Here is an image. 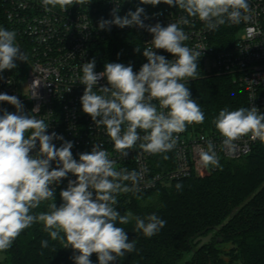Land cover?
<instances>
[{
  "label": "clouds",
  "instance_id": "9594fccd",
  "mask_svg": "<svg viewBox=\"0 0 264 264\" xmlns=\"http://www.w3.org/2000/svg\"><path fill=\"white\" fill-rule=\"evenodd\" d=\"M161 2L178 6L186 15L167 26L159 22L148 25L144 23L148 17L143 7L129 10L124 16L118 14L117 7L111 20L99 22L101 30L110 31L112 25L121 29L138 27L152 35L142 53L147 62L138 72L131 64L105 63L104 70L97 73L93 59L82 64V76L78 77L85 86L80 98L82 111L96 127L103 126L120 158L127 157L129 149L137 148L149 155L168 153L177 146L176 134L205 120L187 83L198 78V61L207 48L185 44L189 36L183 26L191 24L189 18H198L208 31L252 20L249 0H140L141 4L153 6ZM85 3L87 0H42L45 11ZM248 32L251 34L253 29ZM16 36L14 30L0 27V73L15 69L16 60L27 61L16 44ZM156 49L165 50L173 59L157 54ZM134 51L140 52L141 48L136 46ZM105 78L107 84L97 87ZM0 102L16 108L15 113L0 109V252L8 250L25 229L41 223L53 241L74 250V264H92L93 253L99 264H114L126 253L136 251L135 240L129 241L125 229L117 224L134 220L135 231L148 238L165 227L167 222L156 213L143 218L131 212L121 215L115 207L119 194L139 191L146 168L117 170L116 159L99 144L91 152L79 154L77 161L71 151L73 143L55 132L47 134L49 123L25 114L17 96L0 93ZM32 111L38 112V108ZM212 122L223 137L222 150L230 157L238 151L236 142L245 136L264 143V114L255 106L236 110L225 107ZM53 140L63 143L57 147ZM37 142L39 149L31 155ZM198 154L204 167L221 168L211 140L206 141V148H198ZM163 159L169 157L163 155ZM53 161L56 167H52ZM69 173L76 180H69L67 188L60 191L62 203L57 206L54 185ZM175 188L182 191V183H176ZM44 202H48L47 211H33ZM41 247H48V240H42Z\"/></svg>",
  "mask_w": 264,
  "mask_h": 264
},
{
  "label": "built area",
  "instance_id": "2783aa9c",
  "mask_svg": "<svg viewBox=\"0 0 264 264\" xmlns=\"http://www.w3.org/2000/svg\"><path fill=\"white\" fill-rule=\"evenodd\" d=\"M20 4L25 7H20ZM249 4L252 9L250 22L225 24L216 31L206 30L202 21L190 17L191 24L183 26L189 36L185 44L190 48L196 45L207 48L198 61L197 71L230 77L244 88L246 107L255 106L264 114V0H249ZM117 7L120 16L129 10L135 11L136 7H143L148 17L144 23L148 25L159 22L167 26L186 15L178 6L163 2L154 7L136 3V0H87L82 5H69L66 10L56 6L51 11H45L42 0H0V27L17 33L16 44L27 56L26 62L15 61V69L0 73V93L17 96L25 114L49 123L47 134L55 132L64 140L71 141L73 158L77 161L79 154L91 152L92 147L99 144L116 159L117 170L140 171L146 168L139 192L165 187L174 180L211 174L216 168L204 167L198 154V148H206L208 140L216 146L220 161L238 159L250 153L255 146L264 145L245 136L236 142L238 151L230 157L222 150L223 137L214 125L205 128L192 124L184 132L176 134L177 146L168 153L149 155L137 148L129 149L128 156L120 158L103 126L96 127L91 117L82 111L80 98L85 86L78 79L82 76V64L93 60V44L109 32L101 30L99 22L101 19L111 20L112 11ZM249 28L253 29L251 34ZM110 31L138 32L142 48L148 46L152 39L146 29L138 27L121 29L112 25ZM155 51L166 59H173L163 49ZM143 58L146 63L147 59ZM95 71L99 73L103 70L95 68ZM106 84V78L101 79L97 87ZM34 108H38V112H33ZM0 109L16 112V108L7 102H0ZM53 143L60 147L63 141L53 140ZM38 149L37 142L31 155H35ZM163 155L169 159H163ZM52 167H56L55 161ZM69 180H76V177L69 173L67 178L54 185L55 199L60 198V191L67 188Z\"/></svg>",
  "mask_w": 264,
  "mask_h": 264
},
{
  "label": "trees",
  "instance_id": "16d2710c",
  "mask_svg": "<svg viewBox=\"0 0 264 264\" xmlns=\"http://www.w3.org/2000/svg\"><path fill=\"white\" fill-rule=\"evenodd\" d=\"M136 46L140 52L134 51ZM91 52L95 68L100 70L105 63H122L131 64L138 72L145 63L141 35L135 31H109L93 44ZM198 73L187 86L205 120L194 126H213V119L225 107H246L244 88L230 77ZM220 165L204 177H187L165 187L119 194L115 207L121 215L131 212L143 218L156 213L167 223L151 238L135 231L134 220L117 224L125 229L129 241L135 240L136 251L126 253L114 264H264V145L255 146L238 159H223ZM178 182L183 185L182 191L175 188ZM47 203L33 211H47ZM55 203L59 206L61 199L56 198ZM209 232L212 236L208 242L200 246L199 241L194 242ZM42 240H48V247H41ZM3 253L0 264H74V250L53 241L41 223L25 229ZM90 260L99 264L95 253Z\"/></svg>",
  "mask_w": 264,
  "mask_h": 264
},
{
  "label": "water",
  "instance_id": "95a60500",
  "mask_svg": "<svg viewBox=\"0 0 264 264\" xmlns=\"http://www.w3.org/2000/svg\"><path fill=\"white\" fill-rule=\"evenodd\" d=\"M212 236V232L207 233L205 236H199L198 238H196L194 240V242H198L199 241V246L202 245L203 243L208 242L211 239ZM220 240V239H219Z\"/></svg>",
  "mask_w": 264,
  "mask_h": 264
},
{
  "label": "rangeland",
  "instance_id": "374dc122",
  "mask_svg": "<svg viewBox=\"0 0 264 264\" xmlns=\"http://www.w3.org/2000/svg\"><path fill=\"white\" fill-rule=\"evenodd\" d=\"M4 258H5V253L1 252V253H0V263H1L2 261H4Z\"/></svg>",
  "mask_w": 264,
  "mask_h": 264
}]
</instances>
